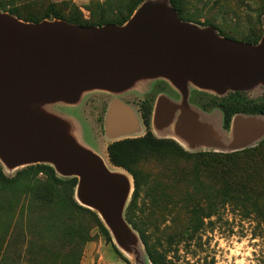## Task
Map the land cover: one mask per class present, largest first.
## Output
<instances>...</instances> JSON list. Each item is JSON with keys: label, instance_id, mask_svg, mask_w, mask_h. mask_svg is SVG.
Returning a JSON list of instances; mask_svg holds the SVG:
<instances>
[{"label": "rangeland", "instance_id": "obj_1", "mask_svg": "<svg viewBox=\"0 0 264 264\" xmlns=\"http://www.w3.org/2000/svg\"><path fill=\"white\" fill-rule=\"evenodd\" d=\"M8 1L16 5L25 16L46 17L47 12L52 9L67 17L77 16L92 24L117 18L119 8L127 0ZM183 8L188 18L185 21L200 29H214L222 38L255 45L264 36V0H184ZM239 92L243 96L240 101L243 105L264 103V83ZM231 93L233 91L230 89L213 92L189 84L185 94L165 77H139L115 94L105 88H90L79 93L78 102L65 99L50 104L27 102L24 106L32 112H38L44 106L46 115L42 118L46 126L62 133L77 146L95 151L109 169L120 172L121 169L110 162L107 146L114 141L142 133L145 125L141 109L150 104L154 108L156 101L162 97L167 98L176 110L168 127H160L152 122L151 130L156 137L176 139L190 153L224 150L223 147L211 145L212 141L205 143V147L189 149L183 135V123L193 125L200 132L209 130L219 134L224 130L225 116L223 109L217 105L228 101ZM114 99L131 105L136 111L139 126L132 135L117 139L107 137L106 115ZM34 119L36 122L40 121L37 117ZM152 119L153 117L150 121ZM232 138V133L228 131L225 141L229 143ZM263 139L264 137L255 145L244 149L258 146ZM36 164L54 166L47 161L10 164L0 156V165L9 177ZM133 167L141 170L145 177L131 216L145 232L154 249L176 264H264V192L225 195V180L221 175L198 174L194 171L193 163L181 156L161 155L140 159ZM245 168L248 169V175H235L229 182L235 185L236 180L249 177L258 189L264 188V163L255 161ZM55 170L61 178L72 177L57 168ZM122 171L131 178V192L120 209L119 216L116 212H111L108 218L101 209L83 202L76 193L77 188L75 190L76 201L96 213L111 239L108 241L100 229L89 222L91 240L85 245L79 264H151L139 231L127 219L134 180L125 169L122 168ZM58 212L57 207L44 212L33 210L32 213L26 208V215H31L32 220L24 243L27 251L24 264H29L30 259L34 264H62L60 258L48 250L54 244L52 241L49 245H44L33 237L35 230L40 227L39 221H44V216H56ZM210 212L214 214L207 217ZM29 251L32 255H29ZM1 255L2 251L0 261Z\"/></svg>", "mask_w": 264, "mask_h": 264}, {"label": "water", "instance_id": "obj_2", "mask_svg": "<svg viewBox=\"0 0 264 264\" xmlns=\"http://www.w3.org/2000/svg\"><path fill=\"white\" fill-rule=\"evenodd\" d=\"M161 1H145L123 25L103 26L63 20L26 22L0 8L2 159L10 164L53 163L60 172L78 177L76 193L83 202L108 218L111 212L119 216L131 192L129 175L109 169L95 151L46 126L44 106L32 112L25 103L78 102L79 93L90 88L115 94L139 77H165L185 94L189 84L213 92H239L264 83V36L255 45L222 38L214 29H200L183 20L169 0ZM175 110L167 98H160L152 122L168 127ZM262 117L236 114L229 143L225 128L219 134L200 132L184 122L183 135L189 149L212 141L214 147L225 148L219 151L234 152L264 137ZM138 126L131 105L114 99L106 115L107 137L132 135Z\"/></svg>", "mask_w": 264, "mask_h": 264}, {"label": "trees", "instance_id": "obj_3", "mask_svg": "<svg viewBox=\"0 0 264 264\" xmlns=\"http://www.w3.org/2000/svg\"><path fill=\"white\" fill-rule=\"evenodd\" d=\"M145 1L147 0H127L119 8L117 18L92 24L84 22L77 16L67 17L52 9L47 12L46 17L25 16L8 0H0V8L26 22L38 23L44 19L57 18L72 24L103 26L107 22L125 24ZM169 1L180 17L188 20L184 13V0ZM242 99V93L237 91L229 95L228 101L217 105L224 111L226 128L230 126L236 114L264 115V103H252L246 106L240 102ZM202 106L204 107V104ZM141 110L146 133L143 136L124 138L110 143L107 146L108 158L114 166L125 169L133 177L134 191L128 205L127 219L139 231L151 264H176L153 248L145 232L132 219L133 207L140 196L145 177L141 170L133 167L134 163L140 159L161 155L186 157L193 163L196 173L221 175L225 180L223 183L225 195L260 193L264 192V188L258 189L255 183H251L249 177L236 180L235 185L231 184L229 179L235 175H248V169L245 167L255 161L264 163V139L258 146L240 151L190 153L174 139L158 138L154 135L150 127L153 111L151 104ZM77 185L78 177L61 178L57 176L55 168L49 164L28 166L19 170L13 177L7 176L0 165V251H2L0 264H24L27 252L24 243L25 240L27 241V228L32 220L31 215H26V208L30 213L33 210L44 212L52 207L59 209L56 216H44L45 220L39 221L40 227L35 230L33 237L44 245H49L52 241L54 244L50 245L48 250L57 255L62 264H79L85 245L91 240L89 222L98 227L108 241L111 240L108 230L96 213L76 201ZM213 214L210 212L206 216L211 217ZM202 220L199 219L201 222ZM29 255H32L31 251ZM31 262H34L32 259L29 260V264H34Z\"/></svg>", "mask_w": 264, "mask_h": 264}, {"label": "crops", "instance_id": "obj_4", "mask_svg": "<svg viewBox=\"0 0 264 264\" xmlns=\"http://www.w3.org/2000/svg\"><path fill=\"white\" fill-rule=\"evenodd\" d=\"M206 109H208V108H206ZM235 116V115H234ZM233 116V117H234ZM151 118H152V116H151ZM233 119V118H232ZM151 124H152V120H151ZM224 128L226 129V131H232V121H231V123H230V126L228 127V128H226L225 127V125H224ZM146 133V127H145V130L142 132V133H140L138 136H143L144 134ZM137 135L136 136H134V137H138ZM180 143V142H179ZM118 169H121L122 170V168H120V167H118Z\"/></svg>", "mask_w": 264, "mask_h": 264}, {"label": "flooded vegetation", "instance_id": "obj_5", "mask_svg": "<svg viewBox=\"0 0 264 264\" xmlns=\"http://www.w3.org/2000/svg\"><path fill=\"white\" fill-rule=\"evenodd\" d=\"M139 109H140V107H139ZM152 113H153V111H152ZM142 121H143V119H142ZM144 123V122H143ZM145 125V124H144ZM146 127V126H145ZM151 127V126H150Z\"/></svg>", "mask_w": 264, "mask_h": 264}]
</instances>
